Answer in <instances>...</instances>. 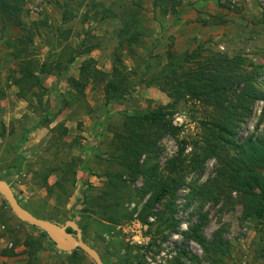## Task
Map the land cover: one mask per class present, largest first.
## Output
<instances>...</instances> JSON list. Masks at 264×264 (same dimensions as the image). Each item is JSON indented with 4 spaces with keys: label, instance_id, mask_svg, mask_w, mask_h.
Here are the masks:
<instances>
[{
    "label": "rangeland",
    "instance_id": "obj_1",
    "mask_svg": "<svg viewBox=\"0 0 264 264\" xmlns=\"http://www.w3.org/2000/svg\"><path fill=\"white\" fill-rule=\"evenodd\" d=\"M24 1L23 23L26 26L31 23L44 25L34 38V66L44 61L49 45L56 48L52 49L48 63L55 61L59 53H65L59 47H69L63 58L64 63L68 52L75 49L83 52L95 48L87 55L75 56L74 62L61 77L53 74L41 77L47 89L46 96L42 98L43 103L48 100L50 104V123L37 125L43 115L42 106L36 104L34 97L37 89L26 90V98L19 99L16 96L18 89L13 85V80L18 77L21 61L14 60L8 43L19 36L21 30L11 25L3 26L0 22V89L6 93L5 99H0V133L3 132L2 123L5 127L4 134L0 137V180L11 186L19 204L39 218L60 225L73 221L79 228L83 227L81 239L100 255L104 264H169L182 250L196 256L201 264H209L204 259L201 245L186 239L184 235L191 226L198 224L203 214H207V224L203 228L206 240H211L220 227H225L223 241L228 245V253L221 257L220 264H264V232L259 230L255 221L244 219L236 193L232 194L233 203H207L203 207L192 203L186 207L189 191L186 185L177 192L174 204L172 219L176 226L172 227L173 224H170L169 213L157 219L156 213L162 210V205H155L153 214L143 223L137 213L149 195L140 199L134 190L140 188L144 180L138 178L131 183L124 176L129 184L122 191V209L132 212V216L104 232L95 218L86 212V209H90L86 201L94 200L103 190L108 174L124 173L110 160L113 132L119 128L126 115L146 114L159 105L168 104L169 99L157 86L135 85L125 102L106 105L102 86L89 84L84 90L85 99L76 101L69 78H77L79 67L85 58H92L99 70L111 72L120 22L115 18L101 21L83 18L84 8L76 7L79 0ZM104 1L108 4L113 2ZM204 1L207 6L201 7L202 16L197 21L200 28H195L194 31L196 36L188 41H180L169 35L170 28L176 24L180 15L177 18L160 17L153 10L152 1L143 0L141 44L135 46L133 58L126 51L122 52L125 65L134 68L135 59H141L151 52L159 56V61H152L156 68L163 63L169 49L191 52L201 46L205 50L201 51L202 56L210 53L241 56L247 62L254 63V66H264V8L260 1ZM66 3L71 4L72 20L61 24L62 9ZM192 3L196 2L182 0L181 9L194 6ZM114 11L119 12L117 7ZM210 26L217 28V33L209 34L206 27ZM58 27L70 30L65 42L57 36ZM203 30L206 31L202 33ZM259 82L264 83V69ZM64 100L70 102V107H64ZM262 107V102L256 103L251 117L237 136V141L264 132V121L258 124ZM203 113L200 104L192 100L181 102L172 110L170 118L179 132L176 136H166L160 141V153L156 160L160 170L176 155L182 141L192 142L200 135ZM58 124L67 129V137L57 144L53 141L57 136L54 129ZM36 129L40 130L41 137L38 141H33L31 132ZM190 152L189 146L185 153ZM62 153L79 158L75 184L72 186L67 178L62 182L65 189L52 186L59 178V174H52L49 184L53 190L48 194L39 183L38 173L58 165V158ZM19 161L21 169L17 171L15 167ZM214 163L211 160L206 164L199 182H205L213 176ZM193 179L189 175L187 183ZM20 246L26 248L27 264H37V254H42V251L49 252V260L55 259L51 264H95L79 249L75 255L72 251L58 250L44 232L18 220L0 195V264H8L4 261L5 258L14 257ZM4 251L7 254H3Z\"/></svg>",
    "mask_w": 264,
    "mask_h": 264
},
{
    "label": "trees",
    "instance_id": "obj_2",
    "mask_svg": "<svg viewBox=\"0 0 264 264\" xmlns=\"http://www.w3.org/2000/svg\"><path fill=\"white\" fill-rule=\"evenodd\" d=\"M151 1L153 10L160 17L177 18L181 13L182 0ZM76 4L77 8H84L83 18L94 21L115 18L120 22V28L116 34L117 46L113 52L111 72L99 70L92 58H85L77 78L68 80L74 91V99L84 100V90L89 84L102 86L106 105L125 102L135 85L157 86L169 99L168 104L159 105L146 114L126 115L123 118L119 128L113 132L110 160L124 173L106 176L103 190L94 200L86 201L90 207L86 212L95 218L104 232L110 231L132 216V212L122 209V191L128 187L129 181L132 183L142 178L143 185L134 191L140 199L149 195L137 213L143 223L153 214L155 205H162V210L156 213L157 219L169 213L170 224L176 226L172 215L177 192L187 185L189 191L186 207L192 203L201 204V207L207 203H233L232 194L236 193L244 219L255 221L259 230L264 232V132L237 141V136L251 117L257 102L263 104L258 124L264 121V83L259 82L264 66H254V63L247 62L241 56L229 57L220 53L202 56L203 48L200 46L191 52L169 49L163 63L156 68L152 61H159V56L150 52L141 59H135V67L129 68L123 61L122 52L126 51L133 58L135 46L141 44L143 0H113L109 4L104 0H79ZM24 7V0H0V22L3 26L11 25L21 30L19 36L8 43L14 60L21 61L18 77L13 80V85L18 89L16 96L25 99L26 90L37 89L34 97L43 111L37 125H48L50 104L48 100L43 103L42 98L46 96L47 89L41 77L52 74L61 77L74 62L75 56L87 55L95 47L83 52H78V49L68 52L65 63L63 58L69 47H59L65 53H59L55 61L48 63L52 49L56 48L49 45L44 61L34 66V38L44 25L31 23L26 26L22 21ZM115 7L119 12L115 13ZM62 10L61 24H65L72 20L71 4L66 3ZM69 34L70 30L57 28V36L63 42ZM139 60L141 62H137ZM5 97V91L0 89V99ZM188 100L197 102L204 110L200 123L201 133L192 142L182 141L176 155L160 170L156 162L160 153L159 143L164 137L176 136L179 132L172 124L170 115L179 103ZM63 104L66 108L71 105L68 100H64ZM1 127L3 132L0 137L5 130L3 123ZM54 132L57 136L53 142L57 144L67 137V129L62 124H58ZM189 146L191 152L186 154ZM211 160L215 162L213 176L205 182H199L206 164ZM20 161L15 167L17 171L21 169ZM78 162V157L62 153L58 165L38 173L39 183L48 194H51L52 186L65 189L62 182L67 178L73 186ZM52 174H59V178L51 186L49 178ZM189 175L194 179L187 183ZM206 224L207 214H203L198 224L191 226L184 235L186 239L201 245L204 259L209 264H220L221 257L228 253V245L223 241L225 227H220L208 241L203 237ZM80 229L84 232L83 227ZM67 231L71 232L70 229ZM77 251H72V254H77ZM3 254H7L6 251ZM186 262L201 264L200 259L185 250L180 251L169 264Z\"/></svg>",
    "mask_w": 264,
    "mask_h": 264
},
{
    "label": "water",
    "instance_id": "obj_3",
    "mask_svg": "<svg viewBox=\"0 0 264 264\" xmlns=\"http://www.w3.org/2000/svg\"><path fill=\"white\" fill-rule=\"evenodd\" d=\"M0 195L5 199L16 218L23 223L40 229L62 252L74 250L83 251L95 264H104L100 255L81 239V230L73 221H67L63 225L53 221L39 218L23 208L16 199L11 186L4 180H0ZM70 229L71 232L67 230Z\"/></svg>",
    "mask_w": 264,
    "mask_h": 264
},
{
    "label": "crops",
    "instance_id": "obj_4",
    "mask_svg": "<svg viewBox=\"0 0 264 264\" xmlns=\"http://www.w3.org/2000/svg\"><path fill=\"white\" fill-rule=\"evenodd\" d=\"M196 3H192L193 5H189L183 8L179 19L176 24L170 28L169 35L176 37L177 40L180 41H188L189 39H193L196 34H194L195 28L198 30L200 28V24L197 23L199 16H202L201 7L207 6V2L204 0H194ZM220 12V10H219ZM218 13V12H217ZM209 30V34L217 33V28L214 26L206 27ZM206 30H203L204 33ZM200 38V36H198ZM39 129L32 131L31 135L33 137V141H38L41 137V133ZM67 222V221H66ZM45 244V241H42V245ZM26 248L24 246H20L16 249V255L11 258H5V262L8 264H27L28 256L25 254ZM37 254V264H51L55 259L49 260V252L42 251Z\"/></svg>",
    "mask_w": 264,
    "mask_h": 264
},
{
    "label": "built area",
    "instance_id": "obj_5",
    "mask_svg": "<svg viewBox=\"0 0 264 264\" xmlns=\"http://www.w3.org/2000/svg\"><path fill=\"white\" fill-rule=\"evenodd\" d=\"M261 3V6L264 8V0H259Z\"/></svg>",
    "mask_w": 264,
    "mask_h": 264
}]
</instances>
